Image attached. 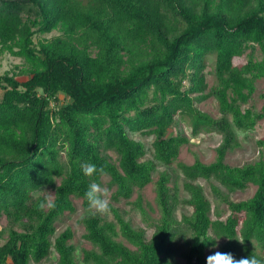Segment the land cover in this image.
<instances>
[{"label":"trees","instance_id":"16d2710c","mask_svg":"<svg viewBox=\"0 0 264 264\" xmlns=\"http://www.w3.org/2000/svg\"><path fill=\"white\" fill-rule=\"evenodd\" d=\"M5 52L22 59L26 79L0 75V219L8 223L0 264H40L51 254L54 264H75L71 231L54 237L55 223L74 212L72 199L88 209L89 183L107 177L110 202L128 201L189 142L170 133L177 121L193 138L220 137L214 161L175 164L183 197L166 170L158 173L149 238L111 205V221L80 218L92 247L82 250L83 264H206L214 248L264 259V161L225 163L237 133L264 120V105L242 108L264 80V0H0V58ZM207 99L218 118L196 106ZM136 136L152 139L149 147ZM83 163L106 174L86 177ZM248 185L249 198L229 199ZM44 189L53 190L54 209L38 207ZM180 207L189 214L177 220Z\"/></svg>","mask_w":264,"mask_h":264},{"label":"rangeland","instance_id":"374dc122","mask_svg":"<svg viewBox=\"0 0 264 264\" xmlns=\"http://www.w3.org/2000/svg\"><path fill=\"white\" fill-rule=\"evenodd\" d=\"M57 35L56 32H52L44 35L46 38ZM245 55L242 58L236 59L235 64H241L245 62ZM211 60L207 62L206 68V80L208 86L211 87L214 84V78L211 74ZM23 68L22 59L12 56L9 53L5 52L0 58V75L8 74L9 76L15 75L17 80L24 81L26 78L20 76V71ZM264 105V80L259 79L255 82V89L248 99L247 103L242 105V108H249L255 112H259L262 106ZM196 106L203 112H206L213 118H218L219 114L216 108V104L212 99H207L201 103H197ZM170 133L176 134L179 133L188 138L189 142L184 145L177 156L175 163L171 168L158 167L157 172L152 176V181L144 189L137 192L134 191L132 197L128 201H121L119 203H111V206L117 208L122 214L123 218L128 221L132 227L140 228L145 232V238H149L153 232V223L157 221L159 217L158 209L155 203V191H154V182L157 180L158 173L161 171H167L171 175V182L169 186L171 188L176 187L178 196L183 197L184 193L181 189L182 180L175 169V164L177 162L184 164H192L195 160H199L201 163L208 164L214 161L215 159V148L220 143V137L216 134H200L197 137L190 136V128L187 123L178 122L174 128L170 130ZM137 140L141 141L146 148L149 147L152 139L150 138H139L135 137ZM238 146L232 151L228 152L225 157V163L230 166L240 167L245 164H251L258 160L264 161V120L257 122L253 130L246 133H237ZM108 155L115 159V156L112 153ZM150 155L147 153V158ZM108 178L103 177L101 179V185L108 188L111 193L113 189H110L107 185ZM198 185L203 188L204 194L208 200L212 202V196L209 190L207 182L199 181ZM222 194H228L224 189L219 188ZM255 187L248 185L244 190L237 191L231 194H228V197L231 201L238 202L249 198ZM53 194L52 189H44L39 195H42L44 198L47 197L48 193ZM53 198V196H52ZM110 198V197H109ZM140 204L142 209L145 212V218L140 215L135 203ZM72 204L74 207L73 213H64L60 219L55 223V234L54 237L62 233L63 231L69 229L72 233V238L69 241V244L73 247V255L75 264H83L82 262V250H92L90 243L82 239V234L84 233L83 227L78 223L79 219L85 216L86 214L92 212L88 209H84L81 206L80 199H72ZM213 204V203H212ZM214 205V204H213ZM212 205V206H213ZM221 217L224 219L226 217L227 210L225 206H221ZM181 214H189V210L186 208H178L175 212V217L179 220ZM105 221H111V215L103 216L100 215ZM210 217L214 219V216L210 214ZM8 227V223L4 218L0 219V228ZM6 238V234L0 239V245ZM117 241H120L125 246L131 248L124 240L117 238ZM132 249V248H131ZM217 249L207 251V256L216 252ZM260 256L264 258V252L260 253ZM54 255L51 254L50 257L40 264H54Z\"/></svg>","mask_w":264,"mask_h":264},{"label":"clouds","instance_id":"9594fccd","mask_svg":"<svg viewBox=\"0 0 264 264\" xmlns=\"http://www.w3.org/2000/svg\"><path fill=\"white\" fill-rule=\"evenodd\" d=\"M81 168L86 177H92L93 175L103 176L106 174L103 167L97 168V166L92 163H83ZM52 196L53 194L48 193L45 200L41 202L38 207L40 209H54L56 205ZM109 197L110 192L108 188L95 181L89 183L84 193V199L88 202L89 210L103 216L111 214V202ZM243 242L244 241L241 240L240 243ZM206 264H264V259H260L256 255L236 259L231 253L216 251L207 256Z\"/></svg>","mask_w":264,"mask_h":264}]
</instances>
